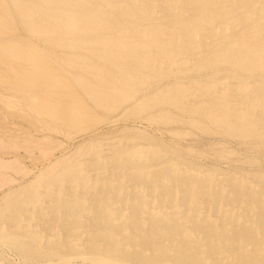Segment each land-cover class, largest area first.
<instances>
[{
    "label": "bare ground",
    "instance_id": "obj_1",
    "mask_svg": "<svg viewBox=\"0 0 264 264\" xmlns=\"http://www.w3.org/2000/svg\"><path fill=\"white\" fill-rule=\"evenodd\" d=\"M233 1L235 0H0V15L4 17L6 26L9 25L7 18L13 16L26 27L23 31L28 36L39 37L43 45L49 46L47 50L42 47L43 49H36L35 52L28 49L26 51L21 47L14 49L8 59L19 61L24 66V70L17 76L20 78L12 80V84L22 89L21 81L30 79L33 83L32 87L40 86L44 89L49 87L54 90L59 86L72 89L68 85H72L70 81H73L80 85L86 94H92L96 102L95 106L103 110L113 111L123 99L133 95H135L134 99L137 97L149 99L152 105L160 109H164L169 101L177 100L178 108V105L188 99L191 92L201 94V90L186 88L183 85L167 89L170 85L166 87L162 84V78L156 73L144 72V69L152 66L156 61L163 62L167 58L174 60L185 57L187 59L180 61L185 64L188 62L186 56L191 57L197 48L201 52L207 50L205 44L210 37H212L214 53L207 57V61L200 65V68L206 70L208 76H213L222 70L221 64L224 61L223 58H226L230 61L231 67L228 75L240 79L241 82L248 78L247 82L250 83L256 72L264 74V61L254 58L259 56V53H264V34L257 31V26L252 24L251 15L258 12L254 6L257 0H247L244 5L236 9L221 8L222 3L231 4ZM260 1L264 2V0ZM31 12H34L36 16L32 17ZM157 13L159 21L153 18ZM188 16L194 20L189 21ZM222 16L227 19L234 18L232 28L230 27L231 35H215L213 32L216 18ZM135 17H141L143 23H135ZM40 20L41 23H39ZM160 23L162 25L159 28ZM171 23L173 24L170 25ZM49 25L52 26V31L46 29ZM65 29H70L75 34L73 40L62 37V30ZM195 29L203 30L202 40H196ZM129 32L138 35L130 37L132 34ZM152 35L155 36V41ZM165 36L167 41L161 42ZM142 37L143 41H141ZM82 39L88 40L84 42H89L90 45L83 49L84 52H77V46L71 45L74 41ZM254 44L258 45L255 55L248 56L247 60L246 57H239L238 49L245 50ZM72 48L76 49L74 53L68 51ZM29 57H35L33 60L37 61L38 65L27 71ZM126 57L131 60L125 61ZM50 59L54 60V64H50ZM61 64H66L75 72L70 80L68 78L66 81L63 80V75L59 73V70H62ZM53 66L59 67V70L53 69ZM5 71L6 69L3 73ZM183 71L185 66L174 72L177 81L182 80L183 74L186 73ZM137 78L142 80V84L132 89V81ZM129 88L134 94L118 99L120 92L132 93ZM150 88H158L157 95L149 94ZM250 92L255 97L256 106H264V79L256 82ZM71 93L69 91V94ZM54 95L56 96L55 93ZM71 96L74 98V95L71 94ZM202 96L204 95L197 97ZM56 99L49 101L45 106H39L38 110L45 115L51 114L55 117ZM75 103L80 107H86L83 101H75ZM213 106V108H206L201 116L204 120L224 127L227 136L245 141L253 138L264 141V123L257 125L246 113H234L225 99L216 101ZM86 119L84 115L83 118L75 121H69L68 118L66 121L69 124L76 123L77 129H80ZM194 123L202 128V120H194ZM158 150L162 155L163 151ZM92 151L95 152V149L92 148ZM94 155L97 156L98 166H111L121 171L127 168L126 163L122 161L126 155L123 151H119L110 162H106L96 152ZM170 162L172 163L173 160ZM58 165L60 162L45 172L43 180L47 178L44 181L47 186L51 188L62 186L64 183L60 184L67 182L68 175L76 172L79 182L84 187L90 189L93 186L94 188L89 179L90 174H86L85 165L87 164L64 168L60 175L55 176L54 168ZM121 181L116 184L117 186L110 179L99 182L106 196L101 197L102 194L99 196L94 191H88L89 211L93 218V225H90L92 234L88 233L89 226L88 232L86 228L83 232L90 234L85 241L90 248L88 252L100 253L98 254L100 258L91 257L93 264H114L109 258L118 257L121 254L128 259L140 260L147 264H161L165 261L176 264H264V243H255L254 248L249 246V242L255 241L258 231L264 232L263 178L259 180L261 186L259 190L229 179L228 185L231 191L228 194L223 190L216 191L211 178L176 176L172 165L168 164L152 172L145 167L136 168ZM168 181H172V185ZM174 182H178V186L181 187L185 205L196 201L194 187H199L200 197L209 208L207 212L212 210L219 214V218L213 222L207 216V212L182 214L176 203L178 186ZM128 184L137 186L126 190L130 193L126 202L132 207L131 225L134 229L133 235L129 237L124 235L122 229L113 227L112 212L109 209L122 193L126 192L123 189ZM138 187L148 190L151 199L156 189H162V197L157 201V205L159 208L169 207L173 211L166 217H160L149 210L145 211L143 208L151 202V199L140 191L136 192ZM59 191L50 195L54 201L52 211L65 221V232L69 234L68 238L73 239L69 238L64 244L72 252L77 248L76 242L81 240L79 230L84 217L83 213L89 208L85 207L81 201L72 198L66 191ZM31 196L32 193L28 189L11 195L8 200L9 206L6 209H0V219L4 217L5 220V216L8 215L7 218L12 225L16 224L14 222L19 221L16 219L17 215L13 218L9 217V213L15 211L19 213V216L23 214ZM226 203L233 204L240 209V212L233 215L221 214L223 205ZM3 239L15 241V238L8 235H4ZM262 240L264 241V236ZM80 242L82 244L83 241ZM51 243L50 246H54L55 249L40 252H35L34 247L30 245L24 247L29 258L57 255L62 252L53 245L54 241ZM102 245L103 247L100 248ZM79 246L78 248H81ZM131 247L137 249L132 250Z\"/></svg>",
    "mask_w": 264,
    "mask_h": 264
},
{
    "label": "rangeland",
    "instance_id": "obj_2",
    "mask_svg": "<svg viewBox=\"0 0 264 264\" xmlns=\"http://www.w3.org/2000/svg\"><path fill=\"white\" fill-rule=\"evenodd\" d=\"M246 1L235 0L231 4L222 3L221 8L236 9L244 5ZM254 6L260 14L251 15L252 24L257 26V31L264 34V2L257 0ZM31 16L36 15L31 12ZM153 18L159 21L158 13ZM7 19L8 26H6L4 17L0 15V209H6L9 206L8 200L11 195L19 194L25 189H28L32 196L23 214L19 216V213L15 211L9 213V217L15 218L16 215L18 217L16 219L19 221H15L14 226L7 218L8 215L5 216L7 221L4 217L0 219V264H93L91 257L100 258L98 255L100 253L90 254L89 245L85 242L92 234L90 228L93 225V218L89 211L88 191H94L99 196L102 194L101 197L106 196L99 182L110 179L116 185L121 183L122 179H126V175L136 168L145 167L152 172L171 164L176 176L211 178L216 191L223 190L228 194L231 191L228 185L229 179L256 190L261 188L259 180L264 179V141L257 138L245 141L227 136L224 127L204 120L201 115L206 108H213L216 101L225 99L234 113H246L257 125L264 123V106H256L255 97L250 92L256 82L264 79V74L256 72L250 83L247 82L248 78L241 82L240 79L228 75L231 69L230 61L223 58L222 70L213 76H208V72L201 69L200 65L204 64L207 57L214 53L212 37L205 44L207 50L201 52L197 48L191 57L186 56L188 62L185 64L180 62L181 59H187L185 57L174 60L167 58L163 62L156 61L155 64L144 69V72L156 73L162 78V84L166 87L170 85L167 89L183 85L186 88L201 90L204 96L197 97L201 94L191 92L188 99L178 105V108L176 107L177 100H172L165 104L164 109H160L152 105L149 99H138V97L134 99L135 95H133L123 99L112 111L95 106L94 96L86 94L83 88L73 81H70L72 85H68L72 89H64L62 86L54 90L49 87L45 89L40 86L32 87L33 83L30 79L21 81L22 89L15 87L12 80L20 78L17 76L21 75L24 66L19 61L8 59L14 49L21 47L26 51L28 49L35 52L39 48L47 50L49 46L43 45L39 37L28 36L23 31L26 27L17 18L9 16ZM188 20L193 21L194 19L188 16ZM134 22L142 24L143 19L135 17ZM233 23L234 18L227 19L225 16L216 18L214 34L231 35L230 27L232 28ZM161 25L162 23L158 27L160 28ZM46 29L52 31V26L49 25ZM130 34H132L130 37L138 35L137 33ZM61 35L70 41L75 38V34L70 29L62 30ZM194 35L197 41L202 40L203 30L195 29ZM152 38L156 40L153 35ZM84 41L88 40L74 41L71 46H77V52H84L83 49L90 45L89 42ZM165 41H167L166 36L161 42ZM257 47L258 45L254 44L245 50L238 49L237 52L240 58L246 57L247 60L248 56L256 54ZM69 50L74 53L76 49ZM35 57H29L27 71L37 67L38 62L33 60ZM254 58L264 61V53H259V56H254ZM130 60L129 57L125 59V61ZM50 64H54L53 59H50ZM183 66H185L183 72L186 73L183 74L182 80L177 81L174 72ZM57 68L53 66V69L59 70V67ZM2 69L6 71L3 73ZM60 69L62 70H59V73L63 75L65 81L66 78L70 80L75 74L66 64H61ZM160 74L164 76L161 77ZM132 82V89L142 84V80L138 78ZM132 89L129 88L132 93L120 92L118 99L134 94ZM157 89L150 88L148 93L155 96ZM69 91L72 92L74 98ZM55 98H57L55 117L51 114L45 115L38 110L39 106H45ZM173 99L177 98L173 97ZM75 101H83L86 107L78 106ZM84 115L87 119L80 129H77L76 123L69 124L66 121L67 118L69 121H75L83 118ZM197 119L202 120V128L194 123ZM92 148L106 162L112 161L119 151L125 152L126 155L122 161L126 163L127 168L121 171L111 166H98V159ZM158 149L163 151L162 155ZM155 159L157 160L153 162ZM170 160L173 162L171 163ZM59 162L60 165L54 168L55 176L60 175L64 168L87 164L85 165L86 174H90L89 179L94 188L93 186L90 189L84 187L79 182L76 172L69 174L67 182L60 184L64 183L62 186L53 188L47 186L44 182L47 178L43 180L45 172ZM168 182L172 185V181ZM174 184L179 185L178 182ZM126 186L123 191L137 187L130 184ZM180 188L179 186L176 188V203L182 214H205L209 210L208 205L200 197L199 187H194L196 201L187 205L184 204V196ZM136 189V192L140 191L149 198L148 190L139 187ZM59 190L66 191L72 198L81 201L85 207L89 208L83 213L84 217L79 230L82 237L85 235L81 237L83 242L82 244L81 240L76 242L78 243L77 250H72V252L64 244L69 238L73 239L68 238L69 234L65 232V221L52 211L54 201L50 195L60 192ZM162 193V189H156L152 199L149 198L151 202L145 207L143 205V209L154 212L160 217L169 215L173 209L165 206L159 208L157 205ZM128 194L130 193L127 191L122 193L109 209L112 212L113 227L118 230L122 229L124 235L129 237L133 235L134 229L131 225L132 207L126 202ZM237 212H240V209L230 203L223 205L221 210V214L228 215ZM206 214L213 222L219 218V214L212 210ZM84 228L90 234L84 231L88 234L86 235L83 232ZM4 235L12 236L15 241H5ZM263 236L264 232L258 231L255 241L249 242L250 248H254L256 244H263ZM117 238L120 237L117 236ZM53 241V245L62 252L36 258L27 256L25 245H30L34 247L35 252H40L55 249L54 246H50ZM78 245L81 248H78ZM102 247L103 245L100 246ZM130 249L136 250L137 248L131 247ZM109 259L114 264H147L140 260L128 259L122 254ZM161 264L176 263L165 261Z\"/></svg>",
    "mask_w": 264,
    "mask_h": 264
}]
</instances>
